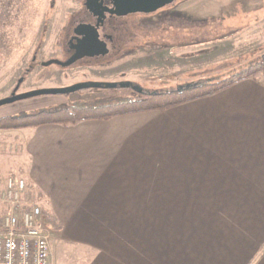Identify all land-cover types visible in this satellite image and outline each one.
Segmentation results:
<instances>
[{"label":"crops","instance_id":"obj_1","mask_svg":"<svg viewBox=\"0 0 264 264\" xmlns=\"http://www.w3.org/2000/svg\"><path fill=\"white\" fill-rule=\"evenodd\" d=\"M14 130L51 264H264L263 72L165 110Z\"/></svg>","mask_w":264,"mask_h":264},{"label":"rangeland","instance_id":"obj_2","mask_svg":"<svg viewBox=\"0 0 264 264\" xmlns=\"http://www.w3.org/2000/svg\"><path fill=\"white\" fill-rule=\"evenodd\" d=\"M81 8L82 0H0V99L14 91L23 75L18 92L91 81H130L161 91L231 75L264 55V0H175L135 15L124 47L101 61L85 59L68 68L40 64L65 59V32ZM35 52L39 64L26 73ZM131 91L88 88L35 96L0 106V118ZM14 129L20 128H0V177L24 171L16 159L20 145ZM7 151L11 156L4 159Z\"/></svg>","mask_w":264,"mask_h":264},{"label":"trees","instance_id":"obj_3","mask_svg":"<svg viewBox=\"0 0 264 264\" xmlns=\"http://www.w3.org/2000/svg\"><path fill=\"white\" fill-rule=\"evenodd\" d=\"M264 73V55L259 61L250 63L240 71L228 76L205 77L199 85L179 91H143L133 88L130 94H112L106 97L87 99L75 104L38 110L21 115H8L0 118V128H24L44 124L74 125L83 120L110 119L115 116L149 110H165L194 99L211 96L232 84L256 74Z\"/></svg>","mask_w":264,"mask_h":264},{"label":"built area","instance_id":"obj_4","mask_svg":"<svg viewBox=\"0 0 264 264\" xmlns=\"http://www.w3.org/2000/svg\"><path fill=\"white\" fill-rule=\"evenodd\" d=\"M52 231L26 179L0 177V264H51Z\"/></svg>","mask_w":264,"mask_h":264},{"label":"flooded vegetation","instance_id":"obj_5","mask_svg":"<svg viewBox=\"0 0 264 264\" xmlns=\"http://www.w3.org/2000/svg\"><path fill=\"white\" fill-rule=\"evenodd\" d=\"M126 1L128 0H82V8L76 13V15H73V19L71 20L70 25L68 23L65 32L64 61H68L69 58L76 53L77 50L75 45H77L78 40L82 39L84 36L76 34V29L79 26H84L83 30H90L89 28L95 27L98 40L105 43L108 51L105 54L100 53L91 57L86 56L79 59L76 63L85 59H88V61H101V59L119 52L124 47L123 45L126 43L129 36L128 34H130L128 25L130 20L137 14H148L141 11L127 12L129 6L126 5ZM132 1L133 0H130V2ZM43 62L44 61L40 64ZM37 63L38 53L35 52L32 56L29 67L26 69V73H29ZM20 78H23L22 82H24L26 76L23 75Z\"/></svg>","mask_w":264,"mask_h":264},{"label":"water","instance_id":"obj_6","mask_svg":"<svg viewBox=\"0 0 264 264\" xmlns=\"http://www.w3.org/2000/svg\"><path fill=\"white\" fill-rule=\"evenodd\" d=\"M175 0H130L126 1V5L129 6L127 12L129 11H141L146 13H153L169 4H172ZM84 26H79L76 29V34L84 35L82 39L78 40V44L75 45L76 53L72 55L68 61L60 60L57 58L44 61L42 64L44 66H49L51 64H57L62 67H68L75 64L79 59L86 56H94L95 54H105L107 53V48L105 43L98 40L97 33L94 28H89L90 30H83ZM23 78H20L18 84L16 85L14 91L4 98L0 99V106L10 104L16 101L24 100L27 98L40 96V95H57V94H68L88 88H133L135 90L143 91L138 85L133 84L130 81L121 82H79L70 86L65 87H54V88H36L28 91L18 92ZM199 85V82H189L178 86L176 89L182 91L184 89H190Z\"/></svg>","mask_w":264,"mask_h":264}]
</instances>
